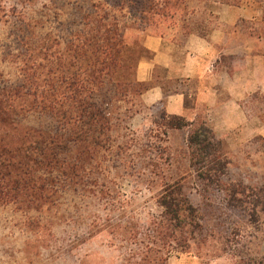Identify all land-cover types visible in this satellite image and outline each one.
<instances>
[{"label":"trees","instance_id":"trees-1","mask_svg":"<svg viewBox=\"0 0 264 264\" xmlns=\"http://www.w3.org/2000/svg\"><path fill=\"white\" fill-rule=\"evenodd\" d=\"M129 2L134 11L124 16L105 11L93 0H75L65 20L53 17L54 32L57 28L61 32L48 31L43 38L32 31L42 22L26 23L24 9L11 8L20 22L19 35L31 34L35 42L16 81L0 79V199L28 208L44 204L56 192L79 193L88 183L93 186L94 153L108 150L113 132L134 111L145 88L135 80L134 72L139 55L146 51L139 43L138 55L130 63L131 27L142 38L158 20L179 8L170 0ZM122 8L117 4L114 10L120 13ZM136 10L151 16L145 20ZM249 23L252 34L257 27L264 30V5L260 19ZM156 123L187 130L190 169L204 188L225 193L227 207L245 211L250 206L249 216L258 207L264 211V186L223 183L231 159L204 119L189 121L161 112ZM156 205L161 208L157 219L142 236L129 219L109 224L111 240L120 237L136 246L124 264H167L170 252L202 244L196 240L202 227L199 212L180 182L163 184ZM239 262L264 264V256Z\"/></svg>","mask_w":264,"mask_h":264},{"label":"rangeland","instance_id":"rangeland-1","mask_svg":"<svg viewBox=\"0 0 264 264\" xmlns=\"http://www.w3.org/2000/svg\"><path fill=\"white\" fill-rule=\"evenodd\" d=\"M74 1L0 0V79L16 81L35 42L31 34L19 35L16 28L20 22L12 16L11 8L24 9L26 23L42 22L41 27L32 31L37 32L38 38H43L48 31L54 32L53 17L65 20ZM81 1L84 0H77ZM93 1L117 15L125 16L134 11L130 0ZM170 1L171 5H183V0ZM117 4L123 7L120 13L114 10ZM136 11L145 20L151 16ZM241 25L242 29L252 32L249 21ZM57 30L54 33L61 32ZM131 30L134 35H131L133 55L130 63L133 64L141 33L134 26ZM253 33L264 39L261 27L254 28ZM260 49L264 51L263 46ZM144 55L147 53L142 52L139 57ZM247 105L248 110L258 113L261 121L264 120V93L250 95ZM123 133L122 128L116 129L108 150L94 153L90 175L93 186L88 183L79 189V193L76 190L56 192L49 195L44 204L28 208L8 202V198L0 199V264H124L136 246L120 237L111 240L109 224L129 219L137 233L145 234L161 210L156 199L163 184L174 180L180 182L183 193L199 212L202 227L196 233V240H201L202 244L194 245L192 249L202 264H239V261L255 256L253 254L264 239V211H259L258 207L256 214L249 216L250 206L246 205L245 211L241 207H227L225 193L215 187L204 188L189 164L140 163L142 156H147L149 145L130 143L129 139L122 141ZM262 139L257 136L236 149L223 183L264 186ZM226 151L229 155L228 148ZM237 198L244 197L237 195ZM176 252L180 251H172L169 256Z\"/></svg>","mask_w":264,"mask_h":264},{"label":"crops","instance_id":"crops-1","mask_svg":"<svg viewBox=\"0 0 264 264\" xmlns=\"http://www.w3.org/2000/svg\"><path fill=\"white\" fill-rule=\"evenodd\" d=\"M261 3L184 0L142 34L147 55L137 61L134 77L145 88L120 127V140L149 145L140 163L190 164L187 130L157 124L161 112L204 119L229 158L257 136L264 140V120L247 107L250 95L264 93V39L241 25L260 19ZM253 255L264 256V239ZM167 264L202 262L191 248L169 256Z\"/></svg>","mask_w":264,"mask_h":264}]
</instances>
